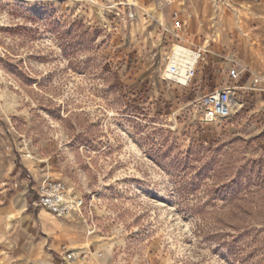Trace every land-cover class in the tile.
I'll use <instances>...</instances> for the list:
<instances>
[{"label":"rangeland","instance_id":"rangeland-1","mask_svg":"<svg viewBox=\"0 0 264 264\" xmlns=\"http://www.w3.org/2000/svg\"><path fill=\"white\" fill-rule=\"evenodd\" d=\"M174 1L0 0V213L63 182L85 203L75 264H264V55L222 37L192 84L167 80L174 45L210 40L172 35L173 13L194 25ZM209 84L237 90L223 123L198 120Z\"/></svg>","mask_w":264,"mask_h":264},{"label":"crops","instance_id":"crops-1","mask_svg":"<svg viewBox=\"0 0 264 264\" xmlns=\"http://www.w3.org/2000/svg\"><path fill=\"white\" fill-rule=\"evenodd\" d=\"M172 9H180L178 13L185 22L193 18V27L187 24L183 27L182 33L188 39L193 37L205 41L206 37H210L211 41L208 40L206 45L211 43L213 47L223 37V44L214 50L219 48L228 55L235 47L238 54L236 58L240 63L249 61V55L256 52L264 55V0H175ZM206 18L208 23L215 22L213 27L216 32L202 25ZM192 44H196L195 41ZM224 87L209 84L206 92ZM21 184L25 186L26 181ZM22 198L20 207L8 205L1 210L0 241L6 243L5 249L14 244L17 249L11 253L4 251L0 264H70L64 259L66 251L84 254L77 262H87L86 234L74 223L76 215L61 219L44 209H30L32 206L26 195ZM9 211H15L20 218L16 221L20 228L15 236L16 231H10L5 225L4 217L12 222L11 214L7 213Z\"/></svg>","mask_w":264,"mask_h":264},{"label":"built area","instance_id":"built-area-1","mask_svg":"<svg viewBox=\"0 0 264 264\" xmlns=\"http://www.w3.org/2000/svg\"><path fill=\"white\" fill-rule=\"evenodd\" d=\"M172 16L176 21L172 35L180 41V33L184 22L178 19L177 13H173ZM190 51L194 55L195 62L189 64L185 72L187 82L184 86L186 87L192 84L198 65L203 61L204 54L208 52L205 42L202 45L191 43ZM168 60L170 61V57H168ZM176 71V67L173 66L171 72L175 73ZM239 76L240 74L236 69L230 70L229 77L232 81L237 80ZM259 82L260 79L255 80L253 87H256ZM236 91V88L227 85L202 96L198 100V120L201 123H223L229 120L234 111ZM34 206L47 210L58 218H70L74 215H82L85 203L82 197L73 195L72 191L63 182L42 180L37 186V200L34 202ZM81 258L83 256L75 251H66L64 255L65 261L70 264L76 263Z\"/></svg>","mask_w":264,"mask_h":264},{"label":"bare ground","instance_id":"bare-ground-1","mask_svg":"<svg viewBox=\"0 0 264 264\" xmlns=\"http://www.w3.org/2000/svg\"><path fill=\"white\" fill-rule=\"evenodd\" d=\"M171 49L170 62L164 73L165 78L169 81H174L175 84L185 85L187 82L185 72L188 69L189 64L195 62L194 55L189 49L179 45H174ZM173 66L176 67L177 70L175 73L171 72ZM238 105L239 102L237 101V106Z\"/></svg>","mask_w":264,"mask_h":264}]
</instances>
